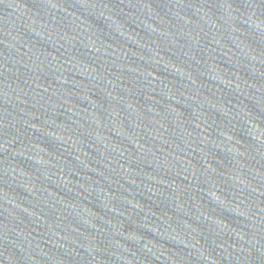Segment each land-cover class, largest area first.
<instances>
[{
    "label": "water",
    "instance_id": "obj_1",
    "mask_svg": "<svg viewBox=\"0 0 264 264\" xmlns=\"http://www.w3.org/2000/svg\"><path fill=\"white\" fill-rule=\"evenodd\" d=\"M0 264H264V0H0Z\"/></svg>",
    "mask_w": 264,
    "mask_h": 264
}]
</instances>
